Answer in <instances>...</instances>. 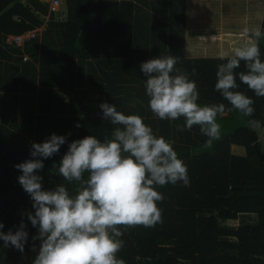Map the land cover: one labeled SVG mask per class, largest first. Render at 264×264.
Here are the masks:
<instances>
[{
    "label": "trees",
    "instance_id": "1",
    "mask_svg": "<svg viewBox=\"0 0 264 264\" xmlns=\"http://www.w3.org/2000/svg\"><path fill=\"white\" fill-rule=\"evenodd\" d=\"M61 3L64 11L42 0H0V231L15 232L23 220L28 232L23 253L0 240V264H33L39 252L40 241L32 240L38 230L26 215L34 214L33 201L14 166L32 159V143H43L53 133L66 136L59 153L43 160L36 174L43 178V190L63 183L75 195V184L53 166H59L72 141L92 135L103 142L111 136L102 103L140 115L155 133L174 142L190 180L187 187L179 182L157 189L164 196L158 202L162 223L128 227L118 258L126 264H264V129L248 124L264 123V97H256L237 76V90L254 100L255 112L243 117L228 111L231 105L215 91V83L218 65L230 56L186 55L187 0ZM45 23L23 44L9 41ZM259 47L264 62V37ZM159 56L178 57L176 67L188 73L195 69L190 79L197 84L198 104H225L224 115L217 117L222 138L211 149L203 148L207 137L199 126L180 131L183 117L160 120L150 111L140 65ZM244 70L241 61L235 71ZM233 145L243 146L245 154L233 153ZM241 214L256 218L228 223Z\"/></svg>",
    "mask_w": 264,
    "mask_h": 264
},
{
    "label": "clouds",
    "instance_id": "2",
    "mask_svg": "<svg viewBox=\"0 0 264 264\" xmlns=\"http://www.w3.org/2000/svg\"><path fill=\"white\" fill-rule=\"evenodd\" d=\"M244 33L248 35L249 29ZM262 37L259 28L253 29L248 43L236 47L230 57L223 54L227 62L219 64L216 72L215 91L230 103L228 111L236 110L243 117L254 115V100L237 90V76L256 97H264V62L259 47ZM241 61L245 70L237 73ZM177 63L176 56H159L140 65L149 109L160 120L183 117L185 124L177 125L180 131L199 126L200 133L207 137L203 148L211 149L222 138L217 117L224 115L226 106L198 104L197 84L190 79L195 69L188 73L176 67ZM100 108L102 118L113 126L111 136H105L103 142L92 135L72 141L59 166H53L65 181L75 184V195L63 183L53 190H43V178L36 174L43 170V160L59 153L66 136L53 133L43 143H32V159L14 166L22 173L18 182L35 210L34 214L26 213L38 230L32 240L40 241L33 264H126L117 257L124 247V231L162 223L158 202H163L164 196L157 189L179 182L185 187L190 184L187 166L174 150V142L155 133L140 115H126L109 103H102ZM248 124L253 130L264 129L259 120H249ZM3 228L0 223V230ZM25 229L22 220L15 232L0 231L4 247L12 246L23 253L28 242Z\"/></svg>",
    "mask_w": 264,
    "mask_h": 264
},
{
    "label": "rangeland",
    "instance_id": "3",
    "mask_svg": "<svg viewBox=\"0 0 264 264\" xmlns=\"http://www.w3.org/2000/svg\"><path fill=\"white\" fill-rule=\"evenodd\" d=\"M45 1L50 3L52 0H45ZM230 3H231V5L226 4V3L223 5L224 11L220 10L221 9V7L219 6L220 4H218V2H216V1H210V2L209 1H199L198 3L193 2V4L192 3L190 4V6H189L190 11L194 14L196 13L195 16L197 18H200V19L196 22H193L191 19L188 18V16H186V23H187L186 28H188V26H190V24L193 25L195 23L194 26H196L199 23V21H200V23H201V21L202 22L204 21L205 25H202L200 27V30H202L204 32L199 31L201 34L202 33L208 34V31H209V33L210 32L212 33V31H214V30H212L213 28L219 29V31H220L219 34L221 36H224V39L223 40L219 39L217 42L216 41L215 42L217 45L219 44V42H226L225 49H226V47H228L229 52L227 53L225 50H223L221 52L218 51V53L214 52V50L212 49L211 46L205 47L206 44H203V41H198L197 37H194L191 35H186V41H187L186 43H187V49H188L189 56H195V55L196 56H213V55H219L220 53L232 54L233 50L236 47L242 46L243 44L248 43V41H250V37L248 35H245V33L242 32V34H241L242 36H241V35H238L239 34L238 32H241V29L246 27L244 25H247V23L249 24L248 26L250 27V28H248L249 30L259 28V27H257L258 23H255L252 19L249 22V20H246L244 18L243 23H245V24L242 25V20H243L242 17L245 15V14H243L242 8H245L246 5L242 2H234V3L230 2ZM221 4H223L222 1H221ZM248 6L251 7V4L248 3ZM60 7L64 11L65 8H63L64 5L62 3L60 4ZM252 11L256 12L255 9H252ZM227 12H231L230 14L232 17L228 20L225 19L226 17L224 18V16H226ZM233 24L235 27L234 29H236V32L233 30H230V28H233V26H232ZM191 31L193 32V30H190L188 32L190 33ZM236 33H238L237 35L239 36V37L237 36V40L234 37L236 35ZM186 34H188L187 31H186ZM227 38H229V39L226 40ZM229 40H230V42H228ZM200 44H202V46ZM205 48H207V49H205ZM260 141H261L262 146L264 148V134L261 136ZM232 151H233V153H236V154H245V148L243 146L233 145ZM255 218H256L255 214H241L237 220H230L228 223L230 225L236 226L245 220H248V219L254 220Z\"/></svg>",
    "mask_w": 264,
    "mask_h": 264
},
{
    "label": "crops",
    "instance_id": "4",
    "mask_svg": "<svg viewBox=\"0 0 264 264\" xmlns=\"http://www.w3.org/2000/svg\"><path fill=\"white\" fill-rule=\"evenodd\" d=\"M42 1H45V0H42ZM53 1V0H52ZM52 1L50 2V3H48L47 1H45V2H47L49 5L52 3ZM199 1H216V2H218V4H220L219 6L221 7V11L223 10L224 11V4L226 3V4H230L231 5V3L230 2H242V3H244L245 5H246V7L245 8H242V11H243V14H245L243 17H242V25H244L245 23H243L244 22V18L246 19V20H249V22H250V20L252 19L255 23H258V26L257 27H259L261 30H262V28H263V22H264V0H187V13H186V16H188V18L189 19H191L193 22H196V21H198L200 18H197L196 16H195V14L194 13H192L191 11H190V9H189V6H190V4L192 3L193 4V2H199ZM220 1V2H219ZM221 1L223 2V4H221ZM228 2V3H227ZM63 3V2H62ZM248 3L249 4H251V7L250 6H248ZM257 7V8H256ZM61 8V7H60ZM64 8V7H63ZM252 9H255L256 10V12H254V11H252ZM231 12H227L226 13V16H224V18L226 19V20H228V19H230V18H232L231 17V14H230ZM47 19H48V17L46 16V18H45V21H47ZM190 22V21H189ZM202 23V24H201ZM201 23H200V21H199V23L196 25V26H194V24L193 25H191L190 24V26H188V28H186V31H187V33L188 34H186V35H191V36H194V37H197L198 38V41H203V44H206V46L205 47H207V46H211L212 47V49L214 50V52H217L218 53V51H223V50H225L227 53L229 52V50H228V47H226V49H225V46H226V42H219V44L217 45L216 44V42L219 40V39H224V36H221L219 33H220V31H219V29H216V28H213L212 30H214V31H212V33L210 32L209 33V31H208V34H204V33H200L199 31H202V30H200V27L202 26V25H205V22L203 21H201ZM187 24V23H186ZM45 25H46V23L44 24V25H42L40 28H36V29H34V30H29V31H35L36 32V34H38V33H41L42 32V30L45 28ZM249 24L247 23V25H244V26H246V27H244L243 29H241V32H238V33H236V35L234 36L235 37V39L237 40V36L238 35H241L242 34V32H244V29L245 28H250L249 26H248ZM233 26V28H230V30H233V31H235L236 32V29H234L235 27H234V24L232 25ZM238 29V28H237ZM190 30H193V32L191 31L190 33L188 32V31H190ZM251 31L252 30H249V34H248V36L250 37V33H251ZM28 32V31H27ZM202 32H204V31H202ZM26 33V32H25ZM238 34V35H237ZM242 36V35H241ZM239 37V36H238ZM229 38H227L226 40H228ZM216 41V42H215ZM187 42V41H186ZM228 42H230V40L228 41ZM249 42V41H248ZM201 46H202V44H200ZM229 46V45H228ZM205 49H207V48H205ZM221 54V55H220ZM219 55H213V56H223V54L222 53H220ZM186 55L187 56H189V54H188V49H187V43H186ZM232 54H228V56H231ZM195 57H196V55H195Z\"/></svg>",
    "mask_w": 264,
    "mask_h": 264
},
{
    "label": "built area",
    "instance_id": "5",
    "mask_svg": "<svg viewBox=\"0 0 264 264\" xmlns=\"http://www.w3.org/2000/svg\"><path fill=\"white\" fill-rule=\"evenodd\" d=\"M52 10H59L60 9V0H53L51 3ZM36 34L35 31H28L24 34L20 35H11L9 36V41L14 42L16 44H23V42Z\"/></svg>",
    "mask_w": 264,
    "mask_h": 264
}]
</instances>
